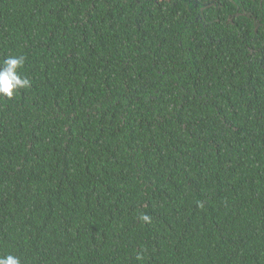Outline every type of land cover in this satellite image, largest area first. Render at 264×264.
Here are the masks:
<instances>
[{
	"label": "trees",
	"instance_id": "trees-1",
	"mask_svg": "<svg viewBox=\"0 0 264 264\" xmlns=\"http://www.w3.org/2000/svg\"><path fill=\"white\" fill-rule=\"evenodd\" d=\"M8 57L0 257L264 264V0H0Z\"/></svg>",
	"mask_w": 264,
	"mask_h": 264
},
{
	"label": "clouds",
	"instance_id": "clouds-1",
	"mask_svg": "<svg viewBox=\"0 0 264 264\" xmlns=\"http://www.w3.org/2000/svg\"><path fill=\"white\" fill-rule=\"evenodd\" d=\"M23 63V57H8L3 61V66H0V94L11 98L14 91L30 87V80L26 77L22 78L17 72L18 67ZM0 264H21V262L18 257L7 255L6 258L0 257Z\"/></svg>",
	"mask_w": 264,
	"mask_h": 264
}]
</instances>
